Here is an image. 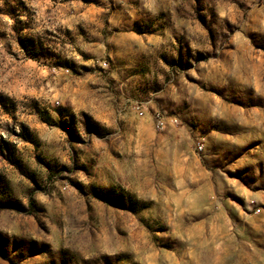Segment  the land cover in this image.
I'll return each instance as SVG.
<instances>
[{
	"label": "rangeland",
	"instance_id": "obj_1",
	"mask_svg": "<svg viewBox=\"0 0 264 264\" xmlns=\"http://www.w3.org/2000/svg\"><path fill=\"white\" fill-rule=\"evenodd\" d=\"M0 264H264V0H0Z\"/></svg>",
	"mask_w": 264,
	"mask_h": 264
}]
</instances>
